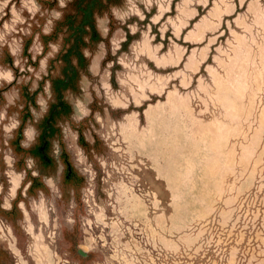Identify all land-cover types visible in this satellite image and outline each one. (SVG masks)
<instances>
[{
    "label": "rangeland",
    "instance_id": "rangeland-1",
    "mask_svg": "<svg viewBox=\"0 0 264 264\" xmlns=\"http://www.w3.org/2000/svg\"><path fill=\"white\" fill-rule=\"evenodd\" d=\"M0 264H264V0H0Z\"/></svg>",
    "mask_w": 264,
    "mask_h": 264
},
{
    "label": "water",
    "instance_id": "water-1",
    "mask_svg": "<svg viewBox=\"0 0 264 264\" xmlns=\"http://www.w3.org/2000/svg\"><path fill=\"white\" fill-rule=\"evenodd\" d=\"M79 253H80L82 256H85V253H83L82 251H79Z\"/></svg>",
    "mask_w": 264,
    "mask_h": 264
}]
</instances>
